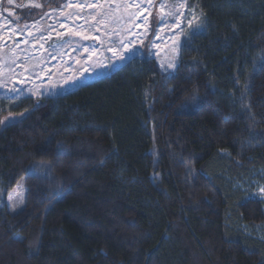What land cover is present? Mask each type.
Segmentation results:
<instances>
[{"label":"trees","instance_id":"16d2710c","mask_svg":"<svg viewBox=\"0 0 264 264\" xmlns=\"http://www.w3.org/2000/svg\"><path fill=\"white\" fill-rule=\"evenodd\" d=\"M189 2L202 28L174 71L146 49L64 94L0 97V264H264V0Z\"/></svg>","mask_w":264,"mask_h":264},{"label":"rangeland","instance_id":"374dc122","mask_svg":"<svg viewBox=\"0 0 264 264\" xmlns=\"http://www.w3.org/2000/svg\"><path fill=\"white\" fill-rule=\"evenodd\" d=\"M3 2L0 97L10 100L64 94L110 74L146 49L163 71L172 72L184 39L202 28V13L189 0H66L23 23L3 11ZM6 2L42 8L41 0ZM261 189L263 184L256 195L264 199ZM25 197L22 178L9 195V209H21Z\"/></svg>","mask_w":264,"mask_h":264},{"label":"snow or ice","instance_id":"6c2138e0","mask_svg":"<svg viewBox=\"0 0 264 264\" xmlns=\"http://www.w3.org/2000/svg\"><path fill=\"white\" fill-rule=\"evenodd\" d=\"M8 3L9 4H11V3H13V0H8ZM37 7H39V5H36ZM180 6H184L183 4H181ZM163 4H161V9L163 10ZM87 38V37H86ZM169 67H175V65H169ZM13 90H15V89H13ZM261 191H264V189H261Z\"/></svg>","mask_w":264,"mask_h":264}]
</instances>
